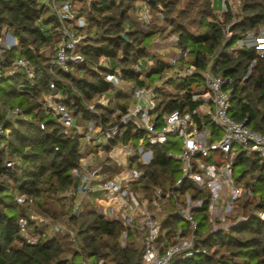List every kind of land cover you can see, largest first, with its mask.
I'll use <instances>...</instances> for the list:
<instances>
[{
    "label": "trees",
    "instance_id": "trees-1",
    "mask_svg": "<svg viewBox=\"0 0 264 264\" xmlns=\"http://www.w3.org/2000/svg\"><path fill=\"white\" fill-rule=\"evenodd\" d=\"M85 15L86 34L78 52L86 63H72L69 70L52 68L49 55L40 53L53 47L60 38L59 22L44 0H0V36L9 27L19 39V45L6 50L0 65L10 69L14 60L27 58L35 67L33 78L23 70L0 79V123L4 122L5 107H19L21 114L5 122L10 130L0 143V264H139L142 248L130 239L122 244L124 225L86 205L78 215H69L63 198L58 193L73 183L72 171L79 165L81 140L68 134L66 128L40 107L38 99L56 88L66 97L64 102L77 122L88 119L114 125L127 112L130 95L114 91L105 79L118 68L126 82L139 86H155L159 126L165 113L179 109L192 112L205 101L203 72L212 58L214 72L232 79L229 113L236 120L247 118L252 129L264 133V52L255 48L229 53V48L248 32L264 31V0H241L235 13H226L221 21L213 9L212 0H148L153 19L143 27L135 9L144 0H79ZM163 6V18L159 16ZM183 5V7H182ZM221 25L232 26L231 37L225 38ZM177 37L175 47L189 50L190 63L196 66L193 75L184 78L167 77L170 63L149 48L155 37ZM152 57L151 68L136 71L134 65ZM109 66L99 65L102 58ZM250 69L249 74L248 70ZM162 81L161 86H156ZM173 86V92L167 86ZM102 95L115 100L108 106H98V112L88 109ZM195 95H199L195 98ZM214 135H222L210 115L197 117ZM43 125V127H42ZM132 121L120 127L117 137L107 149L138 140L144 135ZM179 139L155 144L154 158L144 167L145 174L139 187L167 186L179 177L177 160L170 151L179 150ZM219 155V154H218ZM221 157V156H220ZM17 160L10 167L7 161ZM234 176L247 193L237 205L244 219L227 230L206 231L204 212L199 219L197 233L208 253L184 264H264V157L256 153H238L233 161ZM15 192L26 195L27 203L20 204ZM31 211L50 218L64 227L50 231L48 224L31 218ZM263 214V216H262ZM27 217L30 235L37 238L30 243L20 226V218ZM176 223H181L178 219ZM77 230L74 239L70 230ZM91 260V262H89Z\"/></svg>",
    "mask_w": 264,
    "mask_h": 264
},
{
    "label": "built area",
    "instance_id": "built-area-1",
    "mask_svg": "<svg viewBox=\"0 0 264 264\" xmlns=\"http://www.w3.org/2000/svg\"><path fill=\"white\" fill-rule=\"evenodd\" d=\"M44 2L59 22L60 38L53 47H44L40 53L50 56L52 68L55 66L64 71L69 70L72 63H86L78 52L81 40L86 37L82 29L87 26L85 15L81 13V2ZM240 2L222 0L219 19L222 21L226 13H235L236 4ZM135 15L144 25H150L152 13L148 0L138 4ZM160 15L163 16V13ZM221 27L225 38L229 39L230 27ZM176 40L177 37L174 45ZM158 41L160 38L155 37L151 45ZM18 45L19 39L6 27L0 36V65L2 54ZM248 48L264 52L262 29L259 32H248L228 51L237 54L239 50ZM177 49L166 76L184 78L193 75L196 66L189 61V50ZM150 58L136 62L134 69L143 72L149 70L153 63ZM106 62L110 64L109 58L104 57L99 65ZM214 62L212 58L203 72L206 92L201 96L205 102L192 112L175 109L165 113L160 126L156 111V87L126 82L118 68L109 72L105 79L114 91H127L132 101L127 112L112 126L93 119L85 123L77 122L63 100L66 97L56 88L54 81L50 83L53 92L38 99L47 115L63 125L68 134L78 135L81 140V158L79 165L72 171L73 183L58 193L65 202L68 214L78 215L86 205L94 204L102 214L122 222V244L132 239L142 248L139 264H175L207 254L208 250L197 233L198 212H204L207 217L206 231L227 230L245 218L235 219L237 201L248 191L238 185L233 161L238 153H256L264 157V133L249 127L246 117L236 120L230 115L232 94L228 85L232 79L215 73ZM18 69L23 70L28 78L34 77V65L29 59L21 57L12 62L10 69L0 68V79L13 75ZM249 72L250 69L247 74ZM161 85L159 82L156 84ZM198 97L195 95V98ZM114 100L113 97L102 95L86 105L90 111L97 113L99 105L108 106ZM4 112V122L0 123V143L10 133L5 122L22 115L19 107H5ZM204 115H210L222 135H214L207 125L199 124L196 116L202 118ZM129 121L144 130V135L138 140L120 143L108 150L110 140L117 137L120 127ZM170 135L177 136L180 141L179 150L168 153L169 157L178 162L179 177L167 186L139 187L145 174L144 167L154 158L152 146L166 143ZM17 163V160H9L6 164L12 167ZM15 199L20 204L28 201L26 195L19 192H15ZM31 218H35L33 214ZM178 219L181 223H176ZM19 221L28 241L36 243L37 238L28 232L27 217L23 216ZM45 222L52 231L64 230L61 224L49 220ZM70 234L75 239L77 230L71 229ZM103 263V260L99 262Z\"/></svg>",
    "mask_w": 264,
    "mask_h": 264
},
{
    "label": "rangeland",
    "instance_id": "rangeland-1",
    "mask_svg": "<svg viewBox=\"0 0 264 264\" xmlns=\"http://www.w3.org/2000/svg\"><path fill=\"white\" fill-rule=\"evenodd\" d=\"M212 4H213V9H214L215 13L218 14V13H220L222 11V0H212ZM236 6H237V4H236ZM182 7H183V5H182ZM159 8H160L159 16H160V18H163L164 15L163 16L160 15L161 13H163L162 12L163 6L161 4H159ZM234 10L236 11L237 8L235 7ZM151 13H152V10H151ZM49 15H50V11L47 10V12L44 13V17L46 18ZM152 19H153V15H152ZM141 22H142V25H143L144 28L148 27V25H144L143 24V21H141ZM228 33H230V32H228ZM174 39H175V36H171V37H169L167 39H161L160 38V41H158V42H156V43H154L153 45L150 46L149 51H150L151 55L152 54H158L162 58L167 59L169 61V63H171V61L173 59L172 57L174 56L175 51L176 52L178 51V49L175 48ZM150 59L153 60L152 58H150ZM103 64L104 65H109V62H106V63H103ZM159 83L162 84V81H160ZM165 86H167V88L169 90L173 91V92L176 91V89L173 86H168V85H165ZM130 100L132 101V98H130ZM169 139L177 140L178 137L175 136V135H170ZM90 206L95 208V209H98V208L95 207L96 205H94V204H90ZM242 211L243 210L241 209V206L240 205L237 206V213L235 214V219H237V220L240 219L241 220V218H244V215H243ZM30 213H32L34 215V217L40 222L41 221L45 222L46 220L52 221L50 218H46V217H44V216H42L40 214L34 213L33 211H31ZM49 230L52 231L51 229H49ZM89 262H91V260H89ZM179 264H184V262H180Z\"/></svg>",
    "mask_w": 264,
    "mask_h": 264
},
{
    "label": "water",
    "instance_id": "water-1",
    "mask_svg": "<svg viewBox=\"0 0 264 264\" xmlns=\"http://www.w3.org/2000/svg\"><path fill=\"white\" fill-rule=\"evenodd\" d=\"M229 30H230V31L232 30V26L229 28Z\"/></svg>",
    "mask_w": 264,
    "mask_h": 264
}]
</instances>
